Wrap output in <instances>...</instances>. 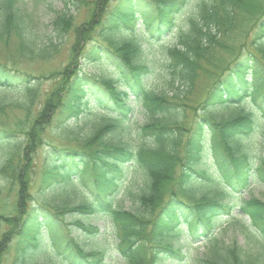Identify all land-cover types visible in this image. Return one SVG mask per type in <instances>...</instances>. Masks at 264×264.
<instances>
[{
    "label": "trees",
    "instance_id": "16d2710c",
    "mask_svg": "<svg viewBox=\"0 0 264 264\" xmlns=\"http://www.w3.org/2000/svg\"><path fill=\"white\" fill-rule=\"evenodd\" d=\"M56 1L63 10L53 12L51 26L62 35L72 25V10L85 0ZM20 2L0 0V42L13 36L17 56L45 60L58 45L52 38L38 41L33 17ZM105 4L97 0L95 6L96 17L103 15L102 41L87 47L83 59L103 67L107 76L65 69L60 72L63 86L51 90L36 110L39 78L0 62V114L23 115L13 120V130L0 128V177L5 181L0 193L7 184H18V216H0V225L8 227L6 234L0 233V264H5V250L11 251L8 264H108L112 255L88 242L98 227L81 220L67 222L65 217L72 213L102 215L111 222L120 264L174 262L182 246L174 248L171 240L182 233L189 234V245L206 238L203 253L183 255L189 264H264V201L249 198L238 204L261 238L254 251L226 245L215 236L222 215L233 209L222 197L233 198L251 181L264 184V147L256 150L255 139L258 131L264 139V5L254 0H116L105 11ZM189 10L193 15L180 28L177 17ZM257 10L262 14L254 44L258 55L252 52L226 68L201 105L205 115L189 132L181 123L186 106L180 102L179 88L189 94L204 64L222 46L218 41ZM135 31L148 42L177 31V41L162 48V68L177 93L169 96L148 85L154 60L147 59L140 42L124 36ZM16 89L19 98L9 99ZM218 105L226 116L213 111ZM85 112L94 114L84 122L86 129L77 130L74 123ZM136 114L143 120H136ZM52 121V133L80 147L46 148L38 183L41 196L26 210L25 153ZM205 158L214 166L213 175L198 167ZM177 167L176 182L165 198ZM80 179L87 180L88 191H81L82 200L73 202L65 189L78 186ZM125 198L130 208L124 207ZM72 225L81 230L79 236L72 235ZM37 246L50 254L46 260L38 259Z\"/></svg>",
    "mask_w": 264,
    "mask_h": 264
},
{
    "label": "rangeland",
    "instance_id": "374dc122",
    "mask_svg": "<svg viewBox=\"0 0 264 264\" xmlns=\"http://www.w3.org/2000/svg\"><path fill=\"white\" fill-rule=\"evenodd\" d=\"M115 1L116 0H106L105 11H109V9L115 5ZM254 2L258 6L264 5V0H254ZM96 3L97 0H85L83 6H80L77 9L74 8L72 10L74 16L72 25L67 32H64L62 35H58L53 31L51 20L53 18L54 11L63 10V4L60 1L21 0L20 5L33 17V27L35 32L38 34V41L45 42L49 38H52L53 42L58 45L57 50L55 52L53 51L52 55H50L47 59L27 61L16 55L15 40L13 39V36L9 41L0 42L1 63H4L8 69L14 70L17 73H24L31 77L39 78L38 81L40 83L37 88V103L35 104L34 109L38 110L41 107V104L51 90L58 86H63V81H60L62 77L60 72H63L65 69H68V72H74L78 71L77 69L80 68V72L82 73L84 72L88 74L107 76V71L103 69V67L93 61L83 59L87 47H89L92 43L102 41L100 30L103 26V15L96 17ZM192 15L193 11L189 10V13L184 11L177 17V25L180 26V28H183ZM249 15L250 16H248L245 22L239 24V28L236 27L229 34L224 35L221 41H218V45L222 46L217 47L218 49L214 50L212 61L209 64H204L202 67V75H199L198 79L194 81L190 93L184 95L181 93L183 90L182 87L179 88L181 92L178 94L182 97L180 102L184 103L186 106V108H184L185 112L181 123L187 128V130H189V132L191 128L195 126L198 119L205 115L204 111H202L201 105L203 104V101L207 96V92L211 89V87L220 78L225 76L224 74L227 71L226 68L233 66L236 62L242 61L243 58L253 54L252 52L257 54L254 51V44L256 43V39L259 37V29L257 28L259 25V18L262 14L257 10L254 15ZM136 29H139V27ZM82 30L86 32L82 34ZM177 34V31L166 35L161 34L157 38H153L154 40L150 39V42H148L142 38L138 31L128 35L124 33V36L126 35L132 37L141 43L143 49L146 50V53L148 54V60H154L152 62L155 64V72L151 76H148V85L152 88L165 91L169 96L175 92L177 93V88L175 87L174 90L170 89V76L166 70L162 68V64L165 62V57L162 54V48L165 45L168 46L171 43H175L177 41ZM77 41L81 46H76ZM84 45L86 47L82 49ZM226 78L228 79V77ZM12 92L14 93L8 96L9 99L19 98L20 92L18 89L13 90ZM62 92H64V88L62 89ZM173 102L179 101L176 99L175 101L173 100ZM245 107L247 108V106ZM15 114L16 116L12 117V115ZM85 114L86 115L84 117L74 123L77 130H79V128L81 130L86 129L84 122H89V116L91 114L93 115L94 112H85ZM218 114L226 116L227 112H219ZM22 117L23 115L18 112L9 113L7 116L0 114V128L3 127L4 129L13 130L15 128L13 120L16 118L15 121H18ZM136 118V120L139 121L143 120V116L141 114H136ZM53 123L55 122L52 121L44 128L43 131L41 129L38 142L30 146L28 148L29 151L27 150L25 153L23 161L25 164L23 168V179H25L26 182V197L28 198L26 210H29L30 206L36 205L38 198L41 196V189L39 188L38 183L42 177L41 163L43 162L46 148L49 146L57 148L58 150H71L80 147L78 145L79 143L75 144L64 139L61 140L54 133H52V127H54ZM258 124L260 125L262 123L259 122ZM260 134L261 132L258 131L255 138L257 141L256 150L264 147V139ZM184 141L185 137H183L182 144ZM198 166L208 172H211V162L209 159H203ZM178 171V167L175 168L172 180L166 185V193L164 194L165 198L167 197V193L171 187L176 182ZM78 181V186L73 183V185H70L65 189V193L71 197L73 202L82 200V192L86 193V191H88L87 180L80 179ZM2 183H5V181L0 177V184ZM17 185V182L7 184L0 193V216L10 217L14 216L15 213L16 217L18 216L16 211V202L18 200ZM248 197H255L264 201V184L258 182L252 183L248 190L240 193L237 197L224 198V201H228L231 204L234 203L232 214L235 218L224 217L221 220V224H219L220 227L216 232V237L226 245L235 244L242 248V250H248V252H250L255 250L256 246L261 242V238L249 231L246 227L247 220L238 216L239 211L237 206L240 200L248 199ZM123 205L125 208H130V200L128 198L123 199ZM65 220L67 222L72 220H81V222H89L90 224L98 227V234L89 238L88 242L91 246L102 249L103 251H106L107 254L112 255V257L110 256L107 259L109 264L121 263L118 255L114 252V227L108 219L104 218L102 215L80 216L78 213H72L67 215ZM4 226L0 225V233L2 232L6 234V229L8 227L6 228ZM71 231L75 236H79V232H81V230L74 225L71 226ZM187 239L188 235H184L178 242H184ZM9 244L8 242L6 243V245ZM192 247L193 250H189V247L184 250L187 254L189 253V255L195 256L202 253L205 250L206 245L204 242H200L198 244H194ZM10 255L11 251L5 250V252L2 253V262L8 264ZM39 259L43 260L44 257H39Z\"/></svg>",
    "mask_w": 264,
    "mask_h": 264
}]
</instances>
